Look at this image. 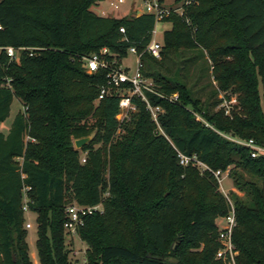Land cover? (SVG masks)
Here are the masks:
<instances>
[{
	"label": "trees",
	"instance_id": "trees-1",
	"mask_svg": "<svg viewBox=\"0 0 264 264\" xmlns=\"http://www.w3.org/2000/svg\"><path fill=\"white\" fill-rule=\"evenodd\" d=\"M97 2L0 0V122L15 97L24 107L9 132L0 131V264H33L25 185L32 187L41 264H70L65 223L72 203L103 204L77 230L87 264H224L216 257L217 219L229 213L228 201L212 174L180 164L175 147L229 169L244 191L233 195L237 264H264V153L253 157L223 136L264 146V0H177L183 13L160 20L171 22L160 58L145 51L159 21L154 14L103 16L92 10ZM10 46L18 49L15 59ZM131 47L143 52L142 74L161 92L178 94L174 102L149 94L164 108L169 139L138 97L136 111L120 122L115 92L97 101L107 70L87 73L82 65L83 56L104 48L108 60H123ZM206 76L218 87L204 98ZM234 96L230 113L216 109ZM91 134L76 148L74 140ZM197 180L205 193L190 205Z\"/></svg>",
	"mask_w": 264,
	"mask_h": 264
},
{
	"label": "built area",
	"instance_id": "built-area-1",
	"mask_svg": "<svg viewBox=\"0 0 264 264\" xmlns=\"http://www.w3.org/2000/svg\"><path fill=\"white\" fill-rule=\"evenodd\" d=\"M119 1L123 2L124 0ZM145 5L146 7L144 11H140L154 14L159 21L167 17L172 11V9L167 7L161 0H146ZM180 10L181 11H177L176 9L174 11L182 14L183 8L180 7ZM120 30L125 32L124 27H121ZM155 32L156 30H154V34ZM6 50L11 59H15L17 57L18 49L10 46L7 47ZM107 51L108 49L104 48L99 54L95 53L82 57V65L87 73H94L100 68L107 70V80L106 83L101 87L100 95L97 98V101L111 94L112 92H115L120 98V110L116 117L120 122H123L125 120H129L131 113L137 109V106L134 103V97L140 98L145 102L146 109L150 112L152 121L156 124L158 131L169 139L160 122V115L164 112V108L161 104L153 103L149 94L154 95L156 98H164L170 102L176 101L178 99V94L167 95L161 92L156 87V84L152 78L146 77L142 74L141 69L143 63L141 57L143 52H139L136 47L130 48V52L136 56V67L135 71L132 73H130L129 69L119 63L116 59L111 63L105 57ZM145 51L157 58H160L161 43L154 37L151 43L146 47ZM233 98L234 97H232L229 102H236V98ZM233 140L239 144L249 147L253 157L264 153V148L260 146L253 138L248 140L233 138ZM175 149L177 151V157L180 164L184 166L190 165L196 167L202 174L210 173L222 185L223 171L220 169H213L210 165L202 161L196 153L188 154L177 147H175ZM81 160L82 162H85L86 155H83ZM227 171H229V169H227ZM31 189V186L25 185L23 187L22 209L26 215L25 226L27 229H32L35 225V219L31 216L34 214V212L31 210L33 199L29 195V191ZM227 200L229 204V213L226 216L221 217L224 220L225 225L220 227L219 231L220 247L217 251V258L222 260L224 264H237V256L239 252L233 241V231L237 224L235 205L228 196ZM98 211H103L102 203L96 205H81L78 203H72L68 205L66 207V231L70 232L71 234H76L78 227L84 222V217Z\"/></svg>",
	"mask_w": 264,
	"mask_h": 264
},
{
	"label": "rangeland",
	"instance_id": "rangeland-1",
	"mask_svg": "<svg viewBox=\"0 0 264 264\" xmlns=\"http://www.w3.org/2000/svg\"><path fill=\"white\" fill-rule=\"evenodd\" d=\"M167 7L171 8L172 10L181 11L180 6L181 4L177 2V0H163L162 1ZM146 0H124L123 2H120L119 0H98V2L92 6V10L103 16H112V17H131L135 15L136 10H142L144 11L146 5ZM171 28V22L167 21H158L156 25L157 32L154 34V37L156 38L157 41H159L162 44V37L163 33L165 30ZM188 56V54H187ZM117 60L119 63L127 67L130 71V73L135 71L136 67V56L132 53H128L127 57L124 58L123 60H119L121 58H117L114 56L111 60H109L111 63L114 60ZM203 85H208L205 90L203 91L204 98L209 95V93L212 91L213 88L218 87L217 81L214 79V77H209L206 76L203 80L200 82V87ZM219 97H225V91L224 90H219ZM236 97L234 96L233 99ZM236 102H229L228 100H223L216 109L220 108H225V113H230L232 105ZM24 110V107L20 100L18 98H14L12 107H11V116L16 111ZM196 115V118H202L200 113L194 112ZM10 116V117H11ZM121 133H123L122 128H120L116 134V137H118ZM92 135V134H91ZM223 136L226 137L227 139L233 140L234 137H232L230 134L223 133ZM75 141V140H74ZM262 146V145H260ZM264 148V146H262ZM82 155H85V153H82ZM228 172H223V181L222 185L217 181V191L224 195V197L227 200V196L233 201L234 203V198L233 195L236 194L238 196L244 195V191L240 190L238 187H236L233 183V180L228 176ZM202 175V173L200 172ZM193 187L191 188V198H190V205H196L198 201L202 200V195L205 193L200 188V182L197 180ZM109 195L108 190L105 191L103 197H107ZM208 201V200H207ZM228 201V200H227ZM34 219L36 217V214L31 215ZM219 227H222L225 225L224 220L220 217L217 219ZM35 224V223H34ZM29 241H30V255L33 261V264H37L36 260H38L37 257L34 256V251L36 250V245H35V240H36V224L34 227L29 231ZM66 237V245L68 249H70V254H69V262L70 264H87V244L82 241L80 238V235L78 233L76 234H71L70 232L66 231L65 234ZM217 257V254H216Z\"/></svg>",
	"mask_w": 264,
	"mask_h": 264
},
{
	"label": "crops",
	"instance_id": "crops-1",
	"mask_svg": "<svg viewBox=\"0 0 264 264\" xmlns=\"http://www.w3.org/2000/svg\"><path fill=\"white\" fill-rule=\"evenodd\" d=\"M136 13H138V9L136 10ZM155 30H156V32H157V29H156V28H155ZM156 32H155V33H156ZM155 39H156V38H155ZM18 112H19V110L16 111V112L13 114V116H11V112H10L9 117H8L5 121L0 122V131H1V132L5 133V134H7V133L9 132V130H10V128H11V125H12V123H13V120H14V118H15V116H16V114H17ZM10 116H11V117H10ZM30 230H31V229H29V231H30ZM29 236H30V234H29ZM29 236H28L27 240H28V243H29V245H30ZM36 238H37V235H36ZM35 244H36V240H35ZM33 254H34L35 257L38 258V256H37V251H34ZM36 262H37V264H41L40 261H39V259L36 260Z\"/></svg>",
	"mask_w": 264,
	"mask_h": 264
},
{
	"label": "water",
	"instance_id": "water-1",
	"mask_svg": "<svg viewBox=\"0 0 264 264\" xmlns=\"http://www.w3.org/2000/svg\"><path fill=\"white\" fill-rule=\"evenodd\" d=\"M141 11H138V14H140ZM92 139V135L87 137L78 138L75 140V146L76 148H81L85 143L89 142Z\"/></svg>",
	"mask_w": 264,
	"mask_h": 264
}]
</instances>
